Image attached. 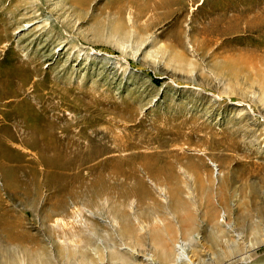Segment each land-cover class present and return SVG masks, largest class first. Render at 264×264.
Here are the masks:
<instances>
[{
  "label": "rangeland",
  "instance_id": "374dc122",
  "mask_svg": "<svg viewBox=\"0 0 264 264\" xmlns=\"http://www.w3.org/2000/svg\"><path fill=\"white\" fill-rule=\"evenodd\" d=\"M140 2L0 0V264L264 254V0Z\"/></svg>",
  "mask_w": 264,
  "mask_h": 264
},
{
  "label": "bare ground",
  "instance_id": "6f19581e",
  "mask_svg": "<svg viewBox=\"0 0 264 264\" xmlns=\"http://www.w3.org/2000/svg\"><path fill=\"white\" fill-rule=\"evenodd\" d=\"M140 1H142V0H133V2H135V3L138 2L141 5V2ZM177 2H179V0H162L161 7L168 8V7L173 6V4L174 3L176 4ZM140 12L142 14L144 13V11H140ZM222 25H223V23L222 24L221 23L219 24V23L213 21L212 25L209 28H205L204 27L203 30H201V31L206 36L223 34L225 28H222L223 27ZM224 25H226V24H224ZM67 133L68 134L66 136L72 134V132H70V131L67 132ZM84 138H85V134H81L80 139L77 141V143L74 142L73 145L81 146L82 144L80 143V141H81V139H84ZM48 140L51 143H48L49 145L46 146L47 148L52 149V148L56 147V145H55L57 143L56 142L57 141L56 138L50 137V138H48ZM89 142H90V140H89ZM71 144H72L71 141L68 140L67 141V146H70ZM249 261L242 262V263H248ZM176 262H177V264H182L183 262H186V263L189 262V263H191V257L189 255L188 251H186V248H185L184 245L180 247V250H179V252L177 254Z\"/></svg>",
  "mask_w": 264,
  "mask_h": 264
},
{
  "label": "water",
  "instance_id": "95a60500",
  "mask_svg": "<svg viewBox=\"0 0 264 264\" xmlns=\"http://www.w3.org/2000/svg\"><path fill=\"white\" fill-rule=\"evenodd\" d=\"M235 264H264V254L250 260L248 263H235Z\"/></svg>",
  "mask_w": 264,
  "mask_h": 264
}]
</instances>
